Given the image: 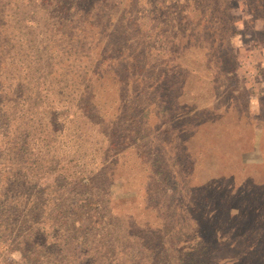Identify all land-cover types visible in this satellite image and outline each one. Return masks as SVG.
Here are the masks:
<instances>
[{"label":"rangeland","instance_id":"1","mask_svg":"<svg viewBox=\"0 0 264 264\" xmlns=\"http://www.w3.org/2000/svg\"><path fill=\"white\" fill-rule=\"evenodd\" d=\"M6 2L0 264H249L264 0Z\"/></svg>","mask_w":264,"mask_h":264},{"label":"trees","instance_id":"2","mask_svg":"<svg viewBox=\"0 0 264 264\" xmlns=\"http://www.w3.org/2000/svg\"><path fill=\"white\" fill-rule=\"evenodd\" d=\"M37 1L39 2V6L40 7H43L42 6V3H43L42 0H37ZM56 1L57 0H47V3L48 4H55ZM76 1H77V4H80L83 9L85 8L83 6V3H82L83 0H76ZM105 1H107V0H105ZM18 2H19V0H14V4H16ZM77 7H79V6H77ZM0 10L2 12V15H1V18H2L4 16V14H5V11L7 10V2H6V0H0ZM49 14H52V13L48 12L47 15H49ZM244 192H245L244 189L243 190H240V191H236L234 194H232L231 191L230 192L229 191L226 192V196L228 197L227 199L229 201V203L227 205V209H228V207L230 208L233 198L235 196H238V197H241L242 198L243 195L245 194ZM263 194H264V192H263ZM90 200H93V199H90ZM247 205L248 206H253L255 208V212L254 213H250L248 211V209H247ZM261 206L264 209V206L262 204H260L259 201H255V204H249V203L247 204L246 201H245V204L243 205L242 212L241 213L238 212L237 214H234V216L236 218L238 216L243 217L242 219H246V217H248L247 220L249 221V223H248L249 227L251 225H252L251 227H256V225H257L258 228H256V229H259V233H258V235L256 234V236L260 239V241H259L260 242V245H258V246L255 247V245L257 243V240L255 239L254 241H252V243H254V244L253 245L251 244L249 246H246V248L244 249V251L242 253V254H244L242 256L247 259L245 261H248L249 264H253V260L255 259V255H257V252L260 251V250H262V247L264 248V212L262 211ZM228 212H229V215H232L230 209L228 210ZM212 213L213 212H208L206 210H202V215L200 214V218L201 219H205V221L206 220H209V217L208 216H211ZM211 218L213 219L214 217L212 216ZM231 218H232L231 220H233V217H231ZM250 218H252V220H250ZM194 223L196 225H198V219L197 220H194ZM240 225H241V222L239 223L238 227H240ZM212 237H213V240H216V241L219 242V236H218L217 229H215ZM230 240H231L230 245H232L234 247H237L235 245V242L236 241H234L233 238H231ZM28 242H31V241L28 240L27 243ZM33 248H28L30 254H32L34 256V258H39L40 256H44V251H45L44 249L49 248V245L47 244L46 241H44L43 244H42V246L41 247L40 246L38 247L33 242ZM47 251L51 252L52 251V247H50ZM238 255H240V254H238ZM247 255H249V256H247ZM240 257H241V255L238 258H236L237 262L240 260ZM35 261H37V263L39 262L38 260H35ZM259 264H264V258H263L262 261L259 262Z\"/></svg>","mask_w":264,"mask_h":264}]
</instances>
